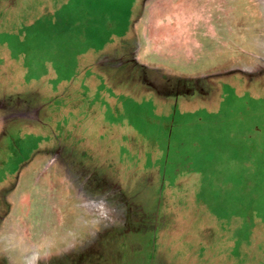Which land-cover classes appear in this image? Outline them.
<instances>
[{
	"label": "rangeland",
	"instance_id": "obj_1",
	"mask_svg": "<svg viewBox=\"0 0 264 264\" xmlns=\"http://www.w3.org/2000/svg\"><path fill=\"white\" fill-rule=\"evenodd\" d=\"M0 264H264V0H0Z\"/></svg>",
	"mask_w": 264,
	"mask_h": 264
},
{
	"label": "crops",
	"instance_id": "obj_2",
	"mask_svg": "<svg viewBox=\"0 0 264 264\" xmlns=\"http://www.w3.org/2000/svg\"><path fill=\"white\" fill-rule=\"evenodd\" d=\"M209 27H212L211 25H209ZM63 183H65L64 181H63ZM80 200H82V199H80ZM79 212V211H78Z\"/></svg>",
	"mask_w": 264,
	"mask_h": 264
}]
</instances>
